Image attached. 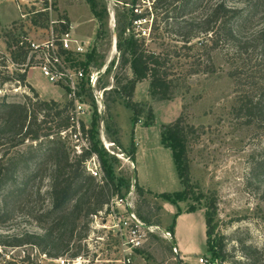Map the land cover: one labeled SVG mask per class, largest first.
<instances>
[{
  "label": "rangeland",
  "instance_id": "rangeland-1",
  "mask_svg": "<svg viewBox=\"0 0 264 264\" xmlns=\"http://www.w3.org/2000/svg\"><path fill=\"white\" fill-rule=\"evenodd\" d=\"M90 1L96 16L91 12ZM219 1L200 0L190 8L192 17L201 20ZM153 2L0 0V54L9 58L6 31L10 27L16 34L25 33L27 39L43 45L51 38L50 26L53 35L59 34L60 20H67L74 38L86 43L87 52L77 56V62L86 63L90 53L92 58L86 66L76 68L83 69L86 75L98 70L97 89L105 90L94 132L119 187V194L113 197L123 198L140 221L155 228L144 248L135 251L133 264H166L170 258L173 235L169 227L177 210L168 214L167 203L156 195L181 191L183 187L170 151L160 144L159 133L163 125L178 117L190 127L186 141L190 184L186 199L178 202L177 208L187 212L193 207L201 214L214 210V232L208 244L201 227L192 234L186 229L185 237L194 247L193 255L203 258L204 264H264V123L258 127L244 125L231 114L236 98L228 77L231 66L219 49L210 53L214 72L192 74L197 64L199 70L204 69L205 60L197 54L201 38L193 42L196 44L191 50L181 42L184 16L177 21L173 18L181 13L182 0H161L155 6ZM225 2L232 8L253 9L247 32L264 27V0ZM133 14L139 18L133 19ZM135 20L138 24L133 23ZM130 36L142 43L147 52L168 55L166 67L172 79L171 98L167 101L150 96L148 80L135 86L132 100L141 103L144 109L133 130L135 161L130 159L132 115L124 106L120 89L126 78L132 77L128 66H122L120 61L124 42ZM67 57L63 56V61ZM9 69L13 66L9 65ZM28 81L41 91L40 101H54L60 108L69 105L66 89L48 83L38 70L31 72ZM116 81L120 82L118 86ZM23 93L31 97L24 88L7 85L0 88V102L3 98L7 102H23ZM81 100L90 105L93 102L88 91H81ZM35 101L32 99L31 103ZM149 108L154 115L153 124L143 127ZM41 110L36 111L32 130L41 135L51 132L50 137L21 141L11 134L0 136V158L4 159L1 163L10 159L8 180L0 190V264H50L47 259L72 258L78 249L80 256L88 259L87 264H119L117 261L123 260L125 254L119 248L118 236L103 228L109 210L104 207L95 220L85 217L84 211L72 213L74 201L65 212L52 211V166L59 159L55 154L35 159L32 149H45L48 141L54 139L62 143L69 163L77 158L68 136L62 138L56 133L54 110L49 111L52 117L46 123H42ZM80 119L84 126L91 127L92 114ZM64 173V177L70 176L69 170ZM102 174L96 182L104 179ZM135 182L148 191L139 187L140 194ZM218 253L220 257L215 258Z\"/></svg>",
  "mask_w": 264,
  "mask_h": 264
},
{
  "label": "trees",
  "instance_id": "trees-1",
  "mask_svg": "<svg viewBox=\"0 0 264 264\" xmlns=\"http://www.w3.org/2000/svg\"><path fill=\"white\" fill-rule=\"evenodd\" d=\"M160 1L154 0L153 5H158ZM199 1L182 0L180 5L181 13L173 18L174 21H177L184 16L185 27L184 33L181 35V42L184 43L187 50L193 48V45L196 44L193 42L196 39H202L199 43L200 48L197 54L199 58L203 57V60H205L204 69L199 70L200 64H197V69L192 74L214 72L210 53L214 49H219L223 54L225 62L231 66L228 77L232 81L236 96L231 114L236 119H241L244 125L258 127L259 124L264 123V27L247 32L245 29L250 24V20H252L251 13L253 9L241 10L232 8L226 4L225 0H220L214 4L205 17L197 21L195 17H192L190 8L197 5ZM89 6L92 14L96 16L92 1L89 2ZM132 17L133 19L139 18L135 14ZM59 25L61 29L58 37L68 30L67 20H60ZM177 25H180V23ZM6 38L9 58L0 54V88L14 85L15 88L26 89L31 94V97L29 94L23 93V102H7L5 98L1 100L0 136L11 134L21 141L26 139L38 141L41 138L50 137L51 132L41 135L38 131L32 130L37 120L36 111L37 109L40 111L41 108H44L41 110V112H44L42 123H46L47 119L52 116L56 118L55 130L57 134L70 128L69 112L72 108V102L60 108L59 104L54 101H40L37 92L27 81V72L34 66V57L36 56L35 53L30 52L31 40L27 39L25 33L21 35L16 34L13 27H10L6 31ZM209 45L211 47H208ZM65 55L66 57L69 55L65 60L72 67L86 66L92 58L90 53L87 55L88 61L82 63L77 62V56L75 55L70 53H66ZM120 61L122 66H128L132 74V77H127L125 84L120 87L124 106L131 111L132 115V139L133 130L140 122L144 112L143 105L132 100L135 86L142 81L148 80L149 94L152 98L161 101L170 100L172 79H170L166 67L169 59L168 55L164 53L147 52L143 48L142 43H139L137 39L130 36L124 42ZM9 65L13 66V69L10 70ZM82 83L80 91L77 93V96L80 98L81 91H88L87 89H83L85 83ZM119 84L120 82L116 81V86ZM88 96L92 101L89 91ZM32 99L36 100L34 104L31 103ZM91 104L93 107V119L91 127L87 131L90 138L88 139L90 151L83 152L80 156H76L77 160L69 163L68 155L60 141L49 140L48 146L45 149L42 147L32 149L30 147L36 155L35 159L45 158L53 154L59 159L52 166L53 175L51 176L50 197L53 212H65L67 206L74 201L71 212L80 213L84 211V216L89 217L101 212L108 204L110 198L119 194V187L114 182L111 166H109L107 159L104 157L106 153L102 149H99L95 141V119L98 113L93 102ZM33 106L37 109H34ZM50 110H54L52 116L49 113ZM153 120L154 115L149 108L147 110L146 121L142 123L143 127L152 126ZM80 127L82 131L85 130L82 122H80ZM189 129L190 127L183 124L181 118L178 117L175 121L163 125L159 133L160 144L170 151L172 162L183 190L173 193H161L156 196L166 203L176 206V208L178 202L186 199L184 196H186V190L190 184L189 160L186 155L187 132ZM92 153L97 155L101 170L104 173V179L101 182H96L86 171L85 161ZM134 156L135 148L132 139L130 144V159L132 161H135ZM2 161L4 159L1 157L0 190L8 180L7 170L10 166V159H7L3 164L1 163ZM66 170L70 171V176L64 177ZM135 187L142 194V189L138 187L137 182H135ZM194 211L195 209L190 207L187 212ZM180 213L179 208H177V213L169 227L172 235L174 234L175 219ZM213 214L214 210H207L204 213L206 244L209 243L214 232L212 224ZM218 247L221 246L218 245ZM78 256H80V249L72 255V257ZM218 257H220V253L215 256V258Z\"/></svg>",
  "mask_w": 264,
  "mask_h": 264
},
{
  "label": "built area",
  "instance_id": "built-area-1",
  "mask_svg": "<svg viewBox=\"0 0 264 264\" xmlns=\"http://www.w3.org/2000/svg\"><path fill=\"white\" fill-rule=\"evenodd\" d=\"M139 21H134L138 24ZM53 24V23H51ZM51 38L43 45L35 44L31 41L30 52L35 53V64L31 68H37L41 76L51 85H62L66 89V95L69 102H72V108L69 112L71 127L67 130L60 132L62 138L68 136L73 143L74 153L80 156L83 152L90 151L88 127L82 131L80 127L81 117L90 115L93 112V107L85 103L78 97L79 86L82 82L85 83L86 89L91 93L93 105L98 114H101V107L103 105V92L105 90L97 89L98 70H91L89 74H85L84 70L76 67H68L66 60L63 61L62 57L66 53L75 56H82L87 52V45L74 38L69 29L58 35H53L52 26H50ZM58 43V44H57ZM30 56V55H29ZM29 60V57H28ZM86 171L94 178L101 179L103 174L101 171L98 157L95 153L85 161ZM121 207V212L120 210ZM107 219L103 228L109 230L119 239V248L125 254V258L117 261L119 264H133L132 256L135 251L144 248L145 244L149 241L150 234H152V226L146 225L140 221L136 215L131 211V208L123 198L111 197L108 204L105 206V211H108ZM97 214H101L98 212ZM97 214L91 217L97 219ZM166 236L170 237L168 231H164ZM172 254L176 255V248L172 244ZM45 258V255H44ZM82 256L63 258L57 257L54 259H47L50 264H87L88 259ZM198 263L204 264L203 258H198Z\"/></svg>",
  "mask_w": 264,
  "mask_h": 264
},
{
  "label": "crops",
  "instance_id": "crops-1",
  "mask_svg": "<svg viewBox=\"0 0 264 264\" xmlns=\"http://www.w3.org/2000/svg\"><path fill=\"white\" fill-rule=\"evenodd\" d=\"M35 70H38V69L37 68H30L28 70L27 81L29 79V75L31 74V72H33ZM28 83H29V81H28ZM32 87L35 89L38 96L40 98H43L41 91L38 90L35 86H32ZM178 181H179V179H178ZM139 187L145 191H148L140 183H139ZM165 208H167L165 210H168L167 212L170 215L173 214L175 212V210H177L176 206L170 205L168 203H167V207H165ZM199 227L202 228L203 235H204V238L206 241V236H205L206 227H205V222H204V214H201L195 210L194 212H181L176 217L174 234H173V242H172V244L176 248V255L172 254V252H171L170 258L168 259L166 264H200V263H198V258H200V256L193 255V252H195L193 250L194 247L188 241V239L185 237L186 229H190V231H191L190 234H192L195 230L199 229ZM190 237H191V235H190Z\"/></svg>",
  "mask_w": 264,
  "mask_h": 264
},
{
  "label": "water",
  "instance_id": "water-1",
  "mask_svg": "<svg viewBox=\"0 0 264 264\" xmlns=\"http://www.w3.org/2000/svg\"><path fill=\"white\" fill-rule=\"evenodd\" d=\"M136 176V175H135Z\"/></svg>",
  "mask_w": 264,
  "mask_h": 264
}]
</instances>
